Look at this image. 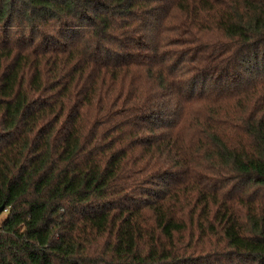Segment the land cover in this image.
<instances>
[{
	"label": "trees",
	"instance_id": "1",
	"mask_svg": "<svg viewBox=\"0 0 264 264\" xmlns=\"http://www.w3.org/2000/svg\"><path fill=\"white\" fill-rule=\"evenodd\" d=\"M4 212L0 264H264V0H0Z\"/></svg>",
	"mask_w": 264,
	"mask_h": 264
},
{
	"label": "rangeland",
	"instance_id": "2",
	"mask_svg": "<svg viewBox=\"0 0 264 264\" xmlns=\"http://www.w3.org/2000/svg\"><path fill=\"white\" fill-rule=\"evenodd\" d=\"M7 217V213L4 212L1 216H0V225L3 222V220Z\"/></svg>",
	"mask_w": 264,
	"mask_h": 264
},
{
	"label": "water",
	"instance_id": "3",
	"mask_svg": "<svg viewBox=\"0 0 264 264\" xmlns=\"http://www.w3.org/2000/svg\"><path fill=\"white\" fill-rule=\"evenodd\" d=\"M3 209V207L1 208V210Z\"/></svg>",
	"mask_w": 264,
	"mask_h": 264
}]
</instances>
